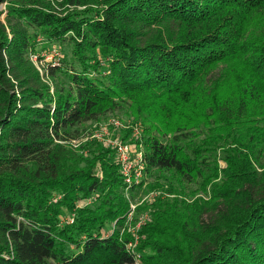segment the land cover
Listing matches in <instances>:
<instances>
[{"label": "trees", "instance_id": "trees-1", "mask_svg": "<svg viewBox=\"0 0 264 264\" xmlns=\"http://www.w3.org/2000/svg\"><path fill=\"white\" fill-rule=\"evenodd\" d=\"M56 2L0 0V264H264V0Z\"/></svg>", "mask_w": 264, "mask_h": 264}, {"label": "rangeland", "instance_id": "rangeland-1", "mask_svg": "<svg viewBox=\"0 0 264 264\" xmlns=\"http://www.w3.org/2000/svg\"><path fill=\"white\" fill-rule=\"evenodd\" d=\"M55 3L56 6H58V3H63V0H56ZM44 58H46L49 62L51 61L52 57H49L48 55H43ZM56 56V55H55ZM31 60L35 62L37 67L39 66L41 68V65L39 63V60L37 59L36 55L31 54L30 56ZM38 67V68H39ZM130 131V138H127V134ZM123 132V133H122ZM81 144H85L87 142L94 141L96 139H93L92 137L95 136V134L101 135V142L106 147L113 149L114 143H120L122 145H126L130 149V158L134 159L136 158L137 154L140 152H144V126L141 123H136L135 119L133 117L126 118L122 114H110L108 113L105 117H103L100 121L93 122L86 124L81 132ZM123 138L127 140H123ZM153 196L150 195L147 198H144L145 200H150ZM141 198V193L137 196V199ZM59 199V198H58ZM54 202H57V198H54ZM131 208L133 210L136 209L137 205L131 203ZM83 205V201L81 200L79 202V208ZM132 218V214H130ZM63 223H72L71 220L66 218L63 220Z\"/></svg>", "mask_w": 264, "mask_h": 264}, {"label": "built area", "instance_id": "built-area-1", "mask_svg": "<svg viewBox=\"0 0 264 264\" xmlns=\"http://www.w3.org/2000/svg\"><path fill=\"white\" fill-rule=\"evenodd\" d=\"M93 139H96L98 141H101V135L95 134V136L92 137ZM75 144H81V140L79 142H75ZM114 150L117 154V160L121 167L124 179L126 183L129 186H132L133 184L139 185L142 181L145 179L144 175V157L143 152H140L137 154L135 160L130 158V149L126 145H122L120 143H114L113 144ZM92 201L88 200V203H91ZM134 208V206L132 207ZM71 222H74V218L69 217ZM140 225H138V228Z\"/></svg>", "mask_w": 264, "mask_h": 264}]
</instances>
